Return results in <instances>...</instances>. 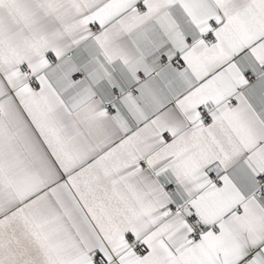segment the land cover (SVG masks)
I'll list each match as a JSON object with an SVG mask.
<instances>
[{"label":"snow or ice","instance_id":"snow-or-ice-1","mask_svg":"<svg viewBox=\"0 0 264 264\" xmlns=\"http://www.w3.org/2000/svg\"><path fill=\"white\" fill-rule=\"evenodd\" d=\"M0 264H264V0H0Z\"/></svg>","mask_w":264,"mask_h":264}]
</instances>
